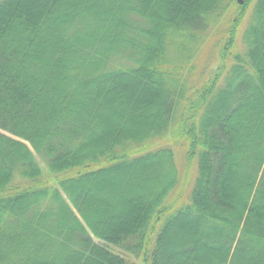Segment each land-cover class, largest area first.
<instances>
[{"label": "trees", "instance_id": "obj_1", "mask_svg": "<svg viewBox=\"0 0 264 264\" xmlns=\"http://www.w3.org/2000/svg\"><path fill=\"white\" fill-rule=\"evenodd\" d=\"M185 124L169 207L173 148H129ZM0 264H264V0H0Z\"/></svg>", "mask_w": 264, "mask_h": 264}, {"label": "rangeland", "instance_id": "obj_2", "mask_svg": "<svg viewBox=\"0 0 264 264\" xmlns=\"http://www.w3.org/2000/svg\"><path fill=\"white\" fill-rule=\"evenodd\" d=\"M236 3L241 5L243 0H236ZM247 12L250 13V8L247 9ZM239 13L240 11L237 9V6H235L228 14L221 17L217 23L213 25L214 27L209 31L208 35L197 47L196 56L194 55V57L192 54V58H190L187 65L188 75H185V73L183 74L185 79H188L189 85L192 87L190 89L191 91L208 84L219 72L222 63L221 50L226 39L227 29L230 26V17L231 19L236 20L239 16ZM245 21L246 16L241 23V26L243 25V27L238 31L237 34L236 48L238 51H243L245 48L241 41V31L245 26ZM181 108L192 110V108H189L188 101L186 103V107L185 101H183ZM183 115L184 110L182 112V117ZM192 115L193 110L190 111L185 117L187 121L186 124H191L193 122L191 118ZM186 124L184 126V130H182L181 127H179V129L173 127L170 129L167 135L161 137V139H155L154 141H151L144 147L130 146L129 148V150H134V152H140L146 149H154L165 144L173 148L175 160L179 168V179L176 188L166 201V205L169 207L177 205L179 202L186 201L188 199L189 191L196 175V160L192 159L190 162L185 160V153L187 150V135L185 131L188 129Z\"/></svg>", "mask_w": 264, "mask_h": 264}, {"label": "water", "instance_id": "obj_3", "mask_svg": "<svg viewBox=\"0 0 264 264\" xmlns=\"http://www.w3.org/2000/svg\"><path fill=\"white\" fill-rule=\"evenodd\" d=\"M239 1H242V0H239Z\"/></svg>", "mask_w": 264, "mask_h": 264}]
</instances>
